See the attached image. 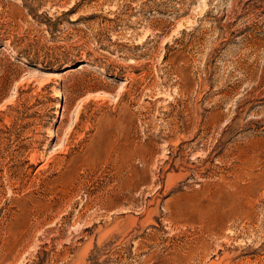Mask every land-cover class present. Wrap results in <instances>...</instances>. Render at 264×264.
<instances>
[{
  "label": "rangeland",
  "instance_id": "rangeland-1",
  "mask_svg": "<svg viewBox=\"0 0 264 264\" xmlns=\"http://www.w3.org/2000/svg\"><path fill=\"white\" fill-rule=\"evenodd\" d=\"M0 264H264V0H0Z\"/></svg>",
  "mask_w": 264,
  "mask_h": 264
}]
</instances>
